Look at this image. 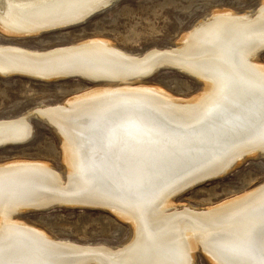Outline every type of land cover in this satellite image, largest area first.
<instances>
[{"label":"bare ground","instance_id":"bare-ground-1","mask_svg":"<svg viewBox=\"0 0 264 264\" xmlns=\"http://www.w3.org/2000/svg\"><path fill=\"white\" fill-rule=\"evenodd\" d=\"M115 1L0 0V28L39 35ZM263 51L264 2L254 13L217 10L177 45L141 54L95 38L42 50L0 44L1 76L108 82L35 110L62 137L66 176L38 160L0 164V264H195L199 245L216 264H264V182L207 208L173 201L185 183L263 153ZM163 67L199 78L203 92L179 99L133 85ZM32 128L28 114L0 118V145ZM53 202L107 206L133 236L119 246L81 244L15 218Z\"/></svg>","mask_w":264,"mask_h":264},{"label":"rangeland","instance_id":"rangeland-1","mask_svg":"<svg viewBox=\"0 0 264 264\" xmlns=\"http://www.w3.org/2000/svg\"><path fill=\"white\" fill-rule=\"evenodd\" d=\"M264 0H116L87 21L55 28L39 35L15 36L0 28V44L49 49L88 39L112 42L125 51L144 53L179 43L200 20L217 10L252 13ZM258 60L264 65V51ZM82 76L40 79L23 74L0 75V118L28 114L33 130L29 139L0 146V164L14 160L43 161L66 176L68 164L61 135L35 110L107 85ZM118 84V83H115ZM159 88L175 98L191 99L204 90L199 78L172 67H163L134 86ZM100 86V87H99ZM162 89V90H161ZM179 98V99H180ZM264 182V154L247 156L228 173L193 186L173 198L176 205L207 208L242 195ZM15 218L53 238L81 244L119 246L131 240L133 225L107 207L55 205L20 211ZM125 219V220H124ZM195 264H216L199 245Z\"/></svg>","mask_w":264,"mask_h":264},{"label":"water","instance_id":"water-1","mask_svg":"<svg viewBox=\"0 0 264 264\" xmlns=\"http://www.w3.org/2000/svg\"><path fill=\"white\" fill-rule=\"evenodd\" d=\"M93 14H95V13H93ZM93 14H89V15H87L86 17H81V18H79V17H77V18H73L70 22H68V23H66V25H65V27H69V26H74V25H77V24H79V23H83V22H85V21H87L91 16H93ZM70 77H76V76H70ZM36 112V111H35ZM31 136V135H30ZM30 136L28 137V138H26V139H24V140H21V141H6V142H4V143H1L2 145H0V146H4V145H7V144H11V143H20V142H23V141H26L27 139H29L30 138ZM263 153H264V151H262ZM225 172V171H224ZM221 173H223L222 171L221 172H219V173H215V174H210V175H208V173L206 174V175H201V176H203L202 178H200V179H198L196 182H187V183H185V182H183L182 184H181V186L184 184V186L182 187V188H180L179 189V194H181L182 192H184L185 190H187V189H189V188H191V187H193V186H196V185H198V184H200V183H203V182H206V181H209V180H211V179H213V178H217V177H219L220 176V174ZM196 177V176H195ZM198 177H200V176H198ZM192 179H194V177L193 178H191V179H189V180H192ZM194 183V184H193ZM178 194V195H179ZM57 202H53L51 205H49V206H47V207H53V206H55V205H57L56 204ZM81 206H87V207H104V206H102V205H94V204H81ZM105 207H107V206H105ZM41 208H43V207H41ZM108 208V207H107ZM27 209H39L38 207H28ZM27 209H23V210H27ZM80 264H93V263H80Z\"/></svg>","mask_w":264,"mask_h":264}]
</instances>
